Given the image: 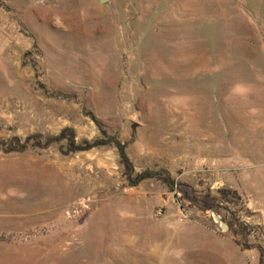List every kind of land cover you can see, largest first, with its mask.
Listing matches in <instances>:
<instances>
[{
	"label": "rangeland",
	"instance_id": "obj_1",
	"mask_svg": "<svg viewBox=\"0 0 264 264\" xmlns=\"http://www.w3.org/2000/svg\"><path fill=\"white\" fill-rule=\"evenodd\" d=\"M0 264H264V0H0Z\"/></svg>",
	"mask_w": 264,
	"mask_h": 264
},
{
	"label": "trees",
	"instance_id": "obj_2",
	"mask_svg": "<svg viewBox=\"0 0 264 264\" xmlns=\"http://www.w3.org/2000/svg\"><path fill=\"white\" fill-rule=\"evenodd\" d=\"M97 125L101 129L102 134H106L104 129L102 128V125L100 124H97ZM65 132L73 133L72 130L66 129L62 132V134L59 137H56V141L61 140L64 136L65 138L68 139V143L70 144V146H72V150L74 151L88 150L93 147H99V146H104V145L106 146L108 145V146H112L116 148L117 153H118L119 168L122 172V175H124L126 180L128 181L129 186H135L146 179L153 178L156 174L162 176L161 173H152L150 171L135 173L134 168L131 162L129 161V158L125 152V145L117 141L114 137H109V136L107 137L106 135H104L105 137L104 139L95 140L92 143H89L86 140H82L81 143L77 145L74 143L73 135L66 136L64 135ZM21 148L23 147L21 146ZM163 181L168 185V187L171 190H173V182L169 179L167 175H164ZM176 189L180 193V196L182 199L194 203L195 205H197V207L200 210H204V211L211 210L216 213L218 209L217 203L220 200L226 199L228 197V194H232L236 196L235 191L232 192V191H229L228 189H219L218 190V194L220 195L219 197L210 196L209 194H205L202 196L195 195L190 189H188L183 184H177ZM227 225L231 227L232 224L230 225L229 223H227Z\"/></svg>",
	"mask_w": 264,
	"mask_h": 264
},
{
	"label": "water",
	"instance_id": "obj_3",
	"mask_svg": "<svg viewBox=\"0 0 264 264\" xmlns=\"http://www.w3.org/2000/svg\"><path fill=\"white\" fill-rule=\"evenodd\" d=\"M98 1H99V3H104V2H106V1H108V0H98ZM212 217H213L214 221H216V222L219 223L220 227H221L223 230H227L228 226H227L226 223L220 221L219 218H218L215 214H212Z\"/></svg>",
	"mask_w": 264,
	"mask_h": 264
}]
</instances>
